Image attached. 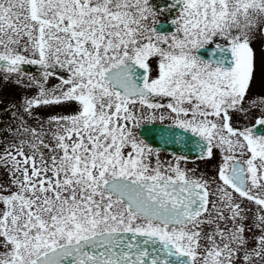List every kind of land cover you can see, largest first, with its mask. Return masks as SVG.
Listing matches in <instances>:
<instances>
[{
  "label": "snow or ice",
  "instance_id": "1",
  "mask_svg": "<svg viewBox=\"0 0 264 264\" xmlns=\"http://www.w3.org/2000/svg\"><path fill=\"white\" fill-rule=\"evenodd\" d=\"M258 73L264 0H0V264H264Z\"/></svg>",
  "mask_w": 264,
  "mask_h": 264
},
{
  "label": "flooded vegetation",
  "instance_id": "2",
  "mask_svg": "<svg viewBox=\"0 0 264 264\" xmlns=\"http://www.w3.org/2000/svg\"><path fill=\"white\" fill-rule=\"evenodd\" d=\"M163 20V18H161ZM257 48V54L259 57V49H260V42L257 41V44L255 45ZM28 71L32 72L35 75H39V72L34 68H29ZM53 84L57 83L58 81L55 78H52L51 81ZM264 92V82L261 81L260 75L258 73L256 82L253 85L252 94H260ZM24 91L20 88H16L12 85H2L0 84V100L3 101V104L7 107L11 105L12 103H19L24 95ZM31 95L32 93H28ZM42 115H44L42 113ZM253 116H255V113H253ZM7 122V120H5ZM150 130L146 132V136L150 138V140L153 142V146L160 147L162 149V158L168 159L170 158V154L173 153L176 150L180 149L179 145L169 143L168 145H164L162 141V131L161 126L157 124L155 128H152L151 126H148ZM219 160V155L217 156V160L210 161L208 163L197 161L199 164L200 171L206 172L209 175H214L215 173V166ZM195 164H189V167H194Z\"/></svg>",
  "mask_w": 264,
  "mask_h": 264
}]
</instances>
